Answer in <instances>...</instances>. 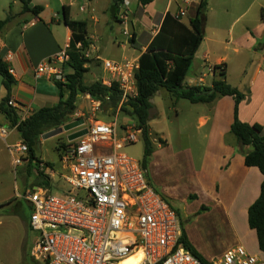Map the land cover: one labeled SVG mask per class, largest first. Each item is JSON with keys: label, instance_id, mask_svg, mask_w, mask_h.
Listing matches in <instances>:
<instances>
[{"label": "built area", "instance_id": "obj_1", "mask_svg": "<svg viewBox=\"0 0 264 264\" xmlns=\"http://www.w3.org/2000/svg\"><path fill=\"white\" fill-rule=\"evenodd\" d=\"M177 1L178 12L173 16L178 20L187 16L192 4L202 2ZM121 19L129 20L127 11L121 14ZM124 34L133 37L128 29ZM76 48L81 50L82 43H77ZM83 55L91 59L89 49ZM12 57L11 51L0 49L4 62L8 63ZM69 61L67 45L37 66L36 77L65 83L64 66ZM102 64L107 74L102 79L104 85L117 83L122 91L120 107L137 97L135 73L140 69L139 61L106 59ZM215 70L211 68L210 72ZM9 73L13 75L14 70L9 68ZM86 96L94 105L93 110L98 111L102 103ZM8 106L20 109L12 98ZM32 113L28 106L17 114L18 123L0 119V139L7 144L15 166L29 163V149L21 140L10 144L7 139L14 132L20 135V124ZM86 128L88 134L67 140L60 154L62 169L67 172L64 176L67 191L57 195L36 186L24 195L32 206L29 227L35 236L31 258L38 264H123L133 257L135 264H203L180 243L182 227L178 211L149 182L141 162L122 152L125 145L144 138L143 129L128 124L125 137L117 140L116 123L93 119ZM38 165L40 172L51 174L44 163ZM210 264H264V258L237 246Z\"/></svg>", "mask_w": 264, "mask_h": 264}, {"label": "crops", "instance_id": "obj_2", "mask_svg": "<svg viewBox=\"0 0 264 264\" xmlns=\"http://www.w3.org/2000/svg\"><path fill=\"white\" fill-rule=\"evenodd\" d=\"M100 1H106V4L100 6ZM161 1L165 0H154L143 6L138 0H83V3L79 5L80 12H88L89 17L79 20V15L75 12L78 6L77 0H29L30 8L43 7L38 16L33 13H24L21 0H8L6 6L0 10V21L9 16L11 21L0 35V49L11 51L13 54L8 66L14 70L12 76L16 80L11 90V98L15 99L20 107L16 113L20 114L24 107L28 106L35 112L52 107L59 101V88L56 83L48 77L37 78L36 68L43 61L57 55L71 42L72 32L63 20L64 7L68 8L69 20L87 23L88 39L91 44L89 51L97 40L104 41L107 46L113 43V47L122 52L130 49L132 51L130 56L122 54L91 57L87 65L88 76L91 82H95L107 77V74L102 71L103 60L111 59L117 62L140 60L141 55L147 51L148 46L160 31L166 15L168 13L174 15L178 12L177 0H166L164 8L162 4H159ZM206 1L208 8L210 0ZM12 5L18 7V10L14 11ZM174 5H177L175 10L172 9ZM198 7L199 3L189 7L186 17H190V22L187 23L184 18L182 19L187 27H190L191 21L196 17ZM60 10L63 14L59 12ZM234 10H238L237 5ZM262 10L259 19L237 32L234 24L242 19L246 12L238 16L231 25H226L229 18L235 15V11L233 12L231 8L226 7L224 11L219 12L218 20L213 24H209L207 16L204 24V40L196 53L195 60L209 68V75L200 76L201 72H195L194 76L189 77L185 82V87L198 84L211 87L218 73L216 70L210 72L211 68L222 66L226 70L227 83L246 95L239 105V120L243 123L261 125L264 134V62L243 61L240 55L241 50H253L264 54ZM99 11L110 13L115 24L120 26L119 29L112 28V31L106 33L103 28L107 25L109 18L98 16L96 13ZM125 11L129 15L127 21L121 19V14ZM102 20H105V25L101 23ZM125 29L136 36L135 45H132L129 36L124 34ZM230 52L235 55V59L232 60ZM97 57L101 60L98 61ZM95 68L100 69L102 75L100 74L96 80H91L90 77L95 76L92 72ZM209 76L212 82L207 83L206 77ZM0 82L2 84L1 104L6 96V90L1 77ZM85 98L88 99L87 96ZM207 105L210 107V113L208 118H201V123L211 122L212 127L201 172L204 190L213 195L216 202L223 207L224 217L236 230L238 239L243 238L245 241L244 238L248 234L257 239L256 232L249 228L248 211L260 195L264 176L257 168H251L245 164V154L251 151L252 147L240 146L231 133L235 119L234 99L230 96H220ZM110 110L112 111L111 108ZM91 120L93 119H88V122L90 123ZM148 126L152 135L153 129L149 122ZM150 183L153 185L151 181ZM261 253L264 254V252Z\"/></svg>", "mask_w": 264, "mask_h": 264}, {"label": "rangeland", "instance_id": "obj_3", "mask_svg": "<svg viewBox=\"0 0 264 264\" xmlns=\"http://www.w3.org/2000/svg\"><path fill=\"white\" fill-rule=\"evenodd\" d=\"M77 1L78 6L75 12L78 13L79 20L88 19L89 13H81L79 9L83 0ZM7 2L8 0H0V10L6 6ZM165 2L166 0L159 2L162 8L165 7ZM99 4L102 6L106 4V1H100ZM236 5L238 10H234ZM176 7L177 5H174L172 9L175 10ZM226 7L235 11V15L229 18L226 25L234 24L237 17L246 12L245 16L234 24L237 32L259 19L261 10L264 8V0H210L207 8L209 24L215 23L218 20V13L224 11ZM12 9L16 11L18 7ZM59 12L63 14L62 10ZM96 14L101 18L104 16L109 18L107 25H105V20L101 21L105 25L103 29L106 33L112 31V28L113 30L119 29L120 26L115 24L110 13L99 11ZM184 20L188 23L190 17H184ZM136 29L139 30L137 26ZM131 53V49L122 52L113 47V43L107 46L104 41L99 40L90 49L91 57L122 54L130 56ZM240 55L243 61L264 62V54L253 50H241ZM230 56L232 60L235 59V55L231 52ZM102 71L95 68L92 71L95 76L90 77L91 80L99 78ZM195 72H201L200 76L209 75V68L195 60L187 74L186 81L194 76ZM206 82H212V78L206 77ZM151 102L152 109L148 122L153 129L150 141L154 151L148 160L147 178L153 183L156 191L178 211L179 220L184 225L190 242L210 263L221 260L229 250L237 246H243L249 253L264 258V254L258 249L256 237L248 234L244 238L245 241L243 238L238 239L236 230L224 217L223 207L216 202L213 195L204 190L201 172L212 123L202 124L201 118H208L209 105L206 103L192 104L187 100L176 99L165 89L158 91L152 97ZM77 107L76 114L70 117L67 124L84 119L86 125L81 128L89 127L88 119L90 118L105 123H116L117 140L125 137L127 124L136 125L134 119L120 112L112 113L107 105H102L98 111H94V105L85 96L79 98ZM0 119L4 120L2 115ZM73 132L48 139L40 138L35 147L38 158L44 164L52 165V168H49L52 171L51 174L44 173V175L49 178L48 190L53 194L62 195L68 189V184L64 179L67 172L62 169V158L58 149ZM19 140H21L20 136L18 137L14 132L7 142L13 144ZM143 140L125 145L122 152L142 164L145 149ZM12 160L13 156L7 144L0 139V264H38L30 256L35 234L29 227L32 206L24 195L34 187H40V182L47 181V178L40 176L41 169L37 162L15 166Z\"/></svg>", "mask_w": 264, "mask_h": 264}, {"label": "trees", "instance_id": "obj_4", "mask_svg": "<svg viewBox=\"0 0 264 264\" xmlns=\"http://www.w3.org/2000/svg\"><path fill=\"white\" fill-rule=\"evenodd\" d=\"M154 0H138L146 6ZM24 13L39 15L43 10L42 6L29 7V0H21ZM65 23L72 32V39L69 43L70 61L64 66L66 82L54 81L59 88V101L52 107L39 109L19 126L20 139L28 146L30 161L43 163L35 153V147L46 133L65 126L70 117L77 112V103L81 96H90L107 105L112 113H123L134 119L136 125L143 129L144 141V162L142 168L147 171V164L153 154L151 134L148 120L152 109V97L161 89H165L176 99L187 100L192 104L212 103L220 96H230L235 101L234 122L231 133L236 137L240 146H251L252 150L245 154V164L251 168H257L264 176V134L263 128L258 124L243 123L239 120V105L246 96L238 89L230 86L226 81V70L222 66L215 67L217 78L211 87L198 84L186 86L185 82L189 70H191L196 53L204 40V24L207 20V1L202 0L196 17L187 27L182 20L176 19L168 13L161 25L160 31L152 41L145 53L139 60L140 69L135 73L137 97L131 98L120 107L122 91L117 83L111 86L104 85L102 80L91 82L88 79L89 59L85 58L83 52L90 48L88 39L87 23L85 21H71L67 6L64 7ZM264 19V9L262 10ZM11 21L10 16L0 21V35ZM77 43H82V49L76 48ZM130 43H137L136 36L130 38ZM9 64L0 59V77L3 79L6 96L0 104L1 115L12 122L18 123L17 110L8 106L11 99V90L16 83L14 77L9 73ZM67 141L58 149L61 151L66 147ZM47 168L52 165L46 163ZM40 176L47 178L40 182L39 186L45 189L49 187V178L40 172ZM149 180V179H148ZM206 210V208H204ZM249 228L256 232L258 247L264 252V179L258 199L249 208ZM180 243L192 254L199 257L203 264H210L188 239L184 225Z\"/></svg>", "mask_w": 264, "mask_h": 264}, {"label": "water", "instance_id": "obj_5", "mask_svg": "<svg viewBox=\"0 0 264 264\" xmlns=\"http://www.w3.org/2000/svg\"><path fill=\"white\" fill-rule=\"evenodd\" d=\"M65 19H66V17L64 16L63 20L65 21ZM85 124H86V121L84 119H78V120H75V121L65 125V126H61L57 129H54V130L46 133L41 138L42 139H48V138L56 137V136H59V135L65 134V133H70V132H73L77 129H80L81 127L85 126ZM86 134H88V129L86 127L81 128L80 130H77V131L71 133L70 136L67 137V140L68 141H74V140H77L78 138L83 137Z\"/></svg>", "mask_w": 264, "mask_h": 264}, {"label": "bare ground", "instance_id": "obj_6", "mask_svg": "<svg viewBox=\"0 0 264 264\" xmlns=\"http://www.w3.org/2000/svg\"><path fill=\"white\" fill-rule=\"evenodd\" d=\"M136 262V259L133 257V258H128L126 259L123 264H135Z\"/></svg>", "mask_w": 264, "mask_h": 264}]
</instances>
